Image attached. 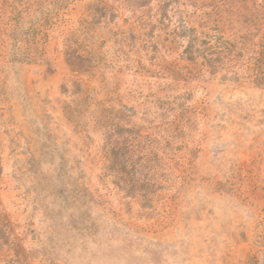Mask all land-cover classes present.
<instances>
[{
    "label": "rangeland",
    "instance_id": "1",
    "mask_svg": "<svg viewBox=\"0 0 264 264\" xmlns=\"http://www.w3.org/2000/svg\"><path fill=\"white\" fill-rule=\"evenodd\" d=\"M0 264H264V0H0Z\"/></svg>",
    "mask_w": 264,
    "mask_h": 264
},
{
    "label": "trees",
    "instance_id": "2",
    "mask_svg": "<svg viewBox=\"0 0 264 264\" xmlns=\"http://www.w3.org/2000/svg\"><path fill=\"white\" fill-rule=\"evenodd\" d=\"M186 54L188 57L192 58L195 56V50L192 44L188 45L185 49ZM78 59L76 56L69 57L70 65L72 68L76 71L84 70L85 68L78 62ZM203 63L209 67L210 70H213L215 67V58L210 56H206L203 58Z\"/></svg>",
    "mask_w": 264,
    "mask_h": 264
}]
</instances>
